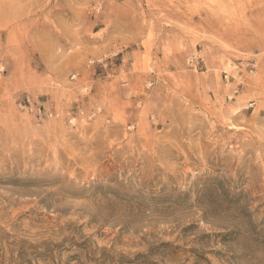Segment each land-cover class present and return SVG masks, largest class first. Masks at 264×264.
Instances as JSON below:
<instances>
[{
  "label": "rangeland",
  "instance_id": "1",
  "mask_svg": "<svg viewBox=\"0 0 264 264\" xmlns=\"http://www.w3.org/2000/svg\"><path fill=\"white\" fill-rule=\"evenodd\" d=\"M0 264H264V0H0Z\"/></svg>",
  "mask_w": 264,
  "mask_h": 264
}]
</instances>
